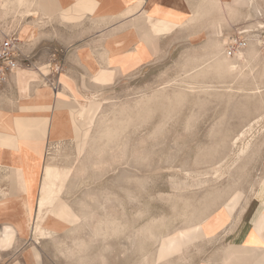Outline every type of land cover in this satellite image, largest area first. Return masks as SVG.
Here are the masks:
<instances>
[{"label": "rangeland", "instance_id": "1", "mask_svg": "<svg viewBox=\"0 0 264 264\" xmlns=\"http://www.w3.org/2000/svg\"><path fill=\"white\" fill-rule=\"evenodd\" d=\"M28 6L0 0V38ZM184 32L157 38L150 61L94 92L86 139L47 143L44 163L54 167L45 178L57 186L62 224L47 237L34 235L35 226L20 232L22 240L13 236L0 246L4 264H195L216 253L229 232L223 206L234 200L233 214L244 212L264 184V119L230 144L264 113V51L249 38L242 51L256 58L218 70L213 61L227 58L228 38L198 35L193 25ZM29 59L19 68L44 72L48 60ZM25 81L52 83L36 73ZM201 225L205 238L158 258L159 238Z\"/></svg>", "mask_w": 264, "mask_h": 264}, {"label": "crops", "instance_id": "2", "mask_svg": "<svg viewBox=\"0 0 264 264\" xmlns=\"http://www.w3.org/2000/svg\"><path fill=\"white\" fill-rule=\"evenodd\" d=\"M19 2L29 6L21 23H11L9 33L20 40L27 58L23 65L30 67L32 55L37 62L48 63L42 66L44 72L39 67L27 74L28 69L21 67L1 86L0 233L11 227L13 241L25 237L19 236L12 220L27 217L32 233L43 186L53 188L56 197L51 207L43 208L44 218H61L57 186L45 178L54 167L44 163L47 143L75 138L78 145L88 137L94 92L150 61L157 38H174L178 31L185 34L191 25L197 26L198 35L214 32L228 38L239 28L264 23V0H36L33 8L30 0ZM30 10L32 14L27 13ZM140 44H145L142 54L137 50ZM253 52H241L245 63L256 58ZM237 57L228 58L238 63ZM54 60L58 71L52 67ZM35 73L49 76L52 83H27V75ZM56 81L55 90L51 85ZM235 205L229 212L228 234L214 245L216 253L195 264H264V184L244 212L233 214ZM197 228L185 227L159 238L157 253L162 243H175L160 258L205 238L202 228Z\"/></svg>", "mask_w": 264, "mask_h": 264}, {"label": "bare ground", "instance_id": "3", "mask_svg": "<svg viewBox=\"0 0 264 264\" xmlns=\"http://www.w3.org/2000/svg\"><path fill=\"white\" fill-rule=\"evenodd\" d=\"M144 45L145 44H140L138 46V49L137 50L140 53H142V51L144 50ZM251 47H253V46L251 45ZM248 50H249V48H248ZM241 52H242V50L236 55V56H238L237 57L238 59L245 57V56L243 57V55L241 54ZM251 52H250V54H251ZM227 58L216 59V60L213 61L214 64L216 65V67L219 68L218 70H221V68H223L225 70L226 69L227 70H231V69H233L235 67V64H234L235 62H232L230 59H227ZM216 70H217V68H216ZM262 119H264V113L263 114H260V116H257V118H255L252 122H249L240 132H238L233 137V139L231 140V143L230 144L232 146L236 145L238 141H240L245 135H247L251 131L253 124L256 123V122H258V121H261ZM249 146H250V144H249ZM247 148H248V142L246 143V145L242 149L240 148V150L238 151V155L244 154V152L247 150ZM54 195L55 194H54L53 188L48 187V186H43L41 188V192H40V198L41 199H40V203H39L40 205H39V212H38V216H37V222H36L35 228H34V235H39L41 237L51 236V234L54 233V232H56L57 228L62 224V220L61 219H56V218H53V217L44 218L47 213L46 212L44 214L42 213L43 208L45 206L49 205V207H51L50 205H52V203L54 201V197H55ZM234 204H235V201L233 200L232 202H230L226 206H223L224 209L227 211L228 214H229V212H230V210H231V208H232V206ZM1 209L2 208H0V210ZM12 221H13L14 224H16L19 232H22L24 230H26V231L29 230V222L27 220V217L23 216L22 218H20L18 220H12ZM200 228H202L203 233L206 234V231H205V229L203 228L202 225H201ZM2 229L3 230L1 232L0 246L4 249V248L8 247L10 245L11 241H12V238H13V230H12L11 227H7V226L4 227V228H2ZM174 246H175V243H173V242H171V243H168L167 242V243H164V244L162 243L161 246H160V249L158 251V258H160L161 255H165L166 253H168L171 249L174 248Z\"/></svg>", "mask_w": 264, "mask_h": 264}, {"label": "built area", "instance_id": "4", "mask_svg": "<svg viewBox=\"0 0 264 264\" xmlns=\"http://www.w3.org/2000/svg\"><path fill=\"white\" fill-rule=\"evenodd\" d=\"M249 38H256L259 48L264 51V23L255 28H243L228 37L224 46L227 57L236 56L247 46ZM21 43L15 33H9L0 39V86H2L19 67L27 62L20 49ZM59 65L55 67L58 71ZM0 264L3 262V250L0 247Z\"/></svg>", "mask_w": 264, "mask_h": 264}]
</instances>
